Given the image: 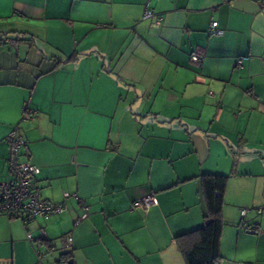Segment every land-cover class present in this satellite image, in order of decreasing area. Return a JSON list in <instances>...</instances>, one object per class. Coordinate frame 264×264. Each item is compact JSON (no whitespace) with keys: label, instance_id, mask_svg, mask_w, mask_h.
<instances>
[{"label":"crops","instance_id":"1","mask_svg":"<svg viewBox=\"0 0 264 264\" xmlns=\"http://www.w3.org/2000/svg\"><path fill=\"white\" fill-rule=\"evenodd\" d=\"M15 125L38 195L78 199L0 214V264H185L203 174L227 176L219 264H264V0H0V180Z\"/></svg>","mask_w":264,"mask_h":264},{"label":"built area","instance_id":"2","mask_svg":"<svg viewBox=\"0 0 264 264\" xmlns=\"http://www.w3.org/2000/svg\"><path fill=\"white\" fill-rule=\"evenodd\" d=\"M154 15L153 10L146 7L143 12L144 18H149ZM208 33L222 34L223 30L218 27L215 20L209 23ZM191 58L200 63L202 55L195 52ZM242 57L237 58L235 67L240 68ZM212 94V91L209 92ZM36 110L32 108L28 102L23 105L21 120L26 121L33 118ZM5 141L8 147L7 167L11 178L9 180H0V214L10 217L21 218L26 223L30 218L48 219L51 215L61 213L67 209L65 200L68 197L78 199L76 193L63 192V201L51 202L42 199L34 190V178L40 172L39 166L30 162V150L26 139L20 135L18 126H13L5 135ZM81 205L83 212L77 217L76 222L84 219L88 215L89 207L83 203ZM157 203L154 193H149L144 196L137 197L133 200L131 208H149ZM248 210L242 208L240 213L242 216ZM246 230H250L249 226H245ZM41 236L34 237L32 233H27V239L34 242L35 246L41 245L42 239H45V231L40 229ZM41 255V253H38ZM39 263H41L39 261Z\"/></svg>","mask_w":264,"mask_h":264},{"label":"trees","instance_id":"3","mask_svg":"<svg viewBox=\"0 0 264 264\" xmlns=\"http://www.w3.org/2000/svg\"><path fill=\"white\" fill-rule=\"evenodd\" d=\"M227 176L203 174L201 191L205 201L203 225L178 235L177 245L185 264H219V239Z\"/></svg>","mask_w":264,"mask_h":264},{"label":"water","instance_id":"4","mask_svg":"<svg viewBox=\"0 0 264 264\" xmlns=\"http://www.w3.org/2000/svg\"><path fill=\"white\" fill-rule=\"evenodd\" d=\"M67 264H71V260H69V261L67 262Z\"/></svg>","mask_w":264,"mask_h":264}]
</instances>
